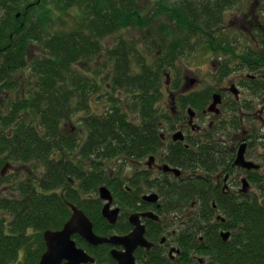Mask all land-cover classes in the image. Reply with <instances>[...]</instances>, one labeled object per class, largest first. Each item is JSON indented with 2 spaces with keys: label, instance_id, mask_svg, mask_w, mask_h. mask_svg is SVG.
I'll use <instances>...</instances> for the list:
<instances>
[{
  "label": "trees",
  "instance_id": "16d2710c",
  "mask_svg": "<svg viewBox=\"0 0 264 264\" xmlns=\"http://www.w3.org/2000/svg\"><path fill=\"white\" fill-rule=\"evenodd\" d=\"M250 1L0 0V169L28 167L25 178L0 176V191L4 183L12 185L9 195L0 192V264H39L46 250L43 234L63 228L71 217L68 203L78 204L102 227L99 200L84 205L71 179L79 181L81 194H91L105 177L88 172L85 161L98 170L95 162L152 153L160 130L154 105L162 96L165 72L180 59L205 51L213 58L223 54L226 65L241 60L250 69L264 65V33L258 26H264V0ZM234 8L244 14L250 10L246 15L254 24V39L244 53L225 37L230 32L225 16ZM133 30L143 32L141 41L121 36ZM116 35L113 46L104 45ZM33 46L42 53L32 55ZM100 93L106 94V108L84 117L85 140L64 134L69 116L87 110ZM123 103L138 111L136 122ZM214 145L189 155L185 166L209 175L221 170L225 151ZM39 166L43 177L37 175ZM210 180H194V187L209 192L201 200L204 211L212 207ZM249 181L255 186L252 194L214 198L232 238L224 243L211 235L201 248L206 264H264V173L251 172ZM157 260L154 256L150 264Z\"/></svg>",
  "mask_w": 264,
  "mask_h": 264
},
{
  "label": "flooded vegetation",
  "instance_id": "af4514ba",
  "mask_svg": "<svg viewBox=\"0 0 264 264\" xmlns=\"http://www.w3.org/2000/svg\"><path fill=\"white\" fill-rule=\"evenodd\" d=\"M252 13L254 18H259L256 11L253 10ZM244 16V23L250 22H247L250 31L245 30L244 26L241 30L252 33L253 21L249 19V15ZM258 26L264 33V26L262 27L261 24ZM251 37L254 39L253 33ZM248 49L243 47L238 51L244 53ZM224 57L211 60L216 68L214 79L219 85L211 91L210 88L201 90L202 83L198 79L193 80L189 77L184 78V85L181 86L180 81L174 85L172 76L179 78L182 68L178 70L177 65L169 70L171 75L166 80L167 88H171L173 82L172 88L179 93L169 92L168 101L164 100L163 95L154 105L156 126L160 130H158L159 144L152 153L146 154L142 159L119 157L95 162V165H99L98 170L87 167L91 162L85 161L88 172H103L105 177L104 183L91 194L89 192L81 194L78 189L79 181L71 179V186L84 205L92 199L100 202L102 220L99 225L102 227L97 228L96 223L89 218L94 233L103 238L118 239L116 242L118 244L95 246L82 239L80 235H74L73 239L77 245L94 260L83 264H120L113 258V252L119 253L126 259L133 258L135 264H150L154 256L157 257L159 264H206L207 258L202 255L201 248L207 246L206 242L211 235H215L224 243L230 241L232 230L228 226L227 219L219 212L214 198L217 194L241 198L242 195H248L250 189L255 188L249 181V174L260 170L249 171L239 168L236 166V160L239 156V148L243 144L247 145L245 156L249 160L248 152L253 146V141L250 140L255 138L253 134L242 128L244 123L259 121L264 127V65L250 69L242 60L229 62L226 65L224 61L227 59ZM186 92L188 94L185 95ZM216 95L221 97V101L217 111L212 113L208 109L213 105ZM161 103L165 105L160 106ZM229 106L232 109L231 114H229ZM212 117H214L213 121H208ZM218 123L227 126L229 137L221 135L217 139L214 136L216 134L214 128ZM240 128L243 137L239 140ZM213 143L214 148L225 151L221 170L209 175L202 170L194 169L193 165L185 166L184 161H189V155L199 154V151L206 147L213 148L211 147ZM127 161L133 165L130 173L122 171V167L117 172H111L107 166L108 163L116 162L127 164ZM78 162L80 161L73 163ZM167 167L170 170H167ZM202 176L206 180L211 179L214 191L210 193L213 197V201H210L212 207L207 211H204L205 204L201 200L206 198L209 192L194 189V180ZM243 179L250 184L247 193L241 190ZM187 183L189 185H186ZM185 186L189 187L190 193L194 194L193 197H190ZM101 188H107L113 197L108 213L114 214V223L109 217L104 216V208L109 202L99 197ZM123 199L128 201H122ZM75 206L86 214L78 204ZM70 210L72 214V209ZM134 216L138 217L139 228H143V231L137 232V225L132 224L131 218ZM97 219L100 220L98 217ZM228 234V240H225L224 235ZM75 236L80 237L84 245H79ZM124 238L125 244L121 242Z\"/></svg>",
  "mask_w": 264,
  "mask_h": 264
},
{
  "label": "rangeland",
  "instance_id": "374dc122",
  "mask_svg": "<svg viewBox=\"0 0 264 264\" xmlns=\"http://www.w3.org/2000/svg\"><path fill=\"white\" fill-rule=\"evenodd\" d=\"M255 2V4H254ZM260 1L259 0H253L252 2L250 1L249 3H252L254 5L258 4ZM248 3V2H247ZM251 9V8H250ZM250 11V10H249ZM248 11V12H249ZM247 12V13H248ZM246 13V14H247ZM244 11L240 12L239 8H234L233 10L229 11L226 14V19H225V26H228L230 28V32L227 36L230 42L232 44H236L238 49H241L243 47H250L251 46V42L249 40H251V33L247 32H243V29L241 30L242 26H244L245 30H249L250 31V26H248L249 24L246 22V24L244 23ZM250 23V22H249ZM124 38H128L129 40H133V41H141L143 39V32L140 30H136V31H124ZM120 36V35H119ZM120 36V37H121ZM236 37V38H235ZM118 39V35H116L115 37H110L108 39H106L104 41V45L107 47H111L115 44V42H117ZM236 41V42H235ZM41 49H39L38 47L33 46L32 47V55L36 56L38 54H41ZM224 56L223 54H219V57ZM216 59L213 58L209 53H205V51H201L195 55H190V56H186V59H184V62H178L180 68H182V74L178 75L179 78L172 76L173 78V82L174 85H176L179 81L181 83V86L184 85V78L185 77H189V79H198L200 81V83H202V88L201 90L204 89H209L210 91L212 89H215L216 87H218V83H216V79L215 78V71L216 68H214L215 66H213V63L211 60ZM181 73V72H180ZM29 75V73L24 74L23 76L27 77ZM23 76H19V78L25 79L23 78ZM164 81V80H163ZM171 83L170 87L171 88H167L168 85L166 83V81H164V100H167V97L169 98L170 93L169 92H174L175 94H178L179 91L178 90H174L172 88V84ZM188 94V92L185 93V95ZM106 94L104 93H100L99 95H96L92 98V102L88 105V109L85 111H77L76 113H73V115L71 114L69 116V119H67L64 124H63V133L64 134H68L71 133L73 135H75L74 137H76L78 140H85V135L87 133L86 127L84 126L83 123V119L87 114H101L103 113V111L106 108L107 104V97H104ZM121 99H123V97H120ZM125 100H127L124 97ZM168 101V100H167ZM163 103V101H162ZM160 104V106L165 105V104ZM123 110H125V114H128L129 116V120L136 122L135 118L138 116V111H134L133 109H131L130 107H128L127 104L123 103ZM4 107V106H3ZM5 108V107H4ZM242 128H244L246 131H249L251 134L254 135V139L250 140L253 141V146L252 148H250L251 150L248 152V159L250 161H253L255 163H260L264 166V160L263 158H261L264 155V149L263 147V137H264V127L263 125L259 122V121H250V122H245L244 125L242 126ZM61 132V133H62ZM217 139H219L221 137V135L219 134H215L214 135ZM226 137L227 136H223ZM243 137L242 134V129L240 128V133L238 134V139L240 140V138ZM128 163L125 164L124 162H121V164H119L118 162L116 163H108L107 166L109 167V171L113 172V171H118L120 170V168L122 167V171L125 170L126 173H130L132 171V163H130L129 161H127ZM124 163V164H123ZM19 166V165H18ZM17 165H13V166H9L8 168L4 169H0V176L4 177H8V178H12L14 176L15 173L16 177H24L27 175V166H25L24 168L21 169L20 171V167H18ZM16 169V170H15ZM4 171V172H3ZM37 175L38 177H43L44 176V167L42 168L41 166L37 167ZM263 171H262V175H263ZM12 185H10L9 183H4L2 185V189L0 192L4 193V194H8L11 191V187ZM255 189H250L249 194L254 193Z\"/></svg>",
  "mask_w": 264,
  "mask_h": 264
},
{
  "label": "water",
  "instance_id": "95a60500",
  "mask_svg": "<svg viewBox=\"0 0 264 264\" xmlns=\"http://www.w3.org/2000/svg\"><path fill=\"white\" fill-rule=\"evenodd\" d=\"M221 97L216 95L214 97V103L210 109V112L217 111V106L220 103ZM246 145H242L239 148V156L236 160V166L247 170H259L261 167L259 165L246 161L245 159V152H246ZM167 170H170L167 167ZM173 171V170H172ZM249 188V183L247 180L243 179V188L241 189L242 192H247ZM102 200L108 201V206L104 208V216L109 217L110 221L114 223V214L108 213L110 210L111 203L113 202V197L110 191L107 188L100 189V196ZM147 200L149 201L150 198L148 197ZM70 209L73 211V215L70 220L64 225L63 229L59 231L48 230L44 233L43 237L46 244V251L42 255L39 264H83L89 261L94 262L91 259L90 255L86 253L85 250L78 247L77 243L73 239L74 235H80L82 239H85L92 245H101V244H118L117 238H103L99 237L94 233L93 224L89 218L84 214L83 211L79 210L76 206L70 205ZM131 222L133 225H137L139 232L140 230L143 231V228H139L138 217L134 216L131 218ZM135 234L133 233V237ZM225 240H228L229 234L224 235ZM130 239V238H128ZM121 242L125 244L126 239H122ZM130 251V256H131ZM113 258L120 262V264H135L134 259L132 258H123L120 256L119 253L113 252Z\"/></svg>",
  "mask_w": 264,
  "mask_h": 264
},
{
  "label": "bare ground",
  "instance_id": "6f19581e",
  "mask_svg": "<svg viewBox=\"0 0 264 264\" xmlns=\"http://www.w3.org/2000/svg\"><path fill=\"white\" fill-rule=\"evenodd\" d=\"M177 69L179 70L181 68L177 66ZM176 72H178V71H176ZM170 75H171V73L165 72L164 81H166L167 78L170 77ZM229 109H230L229 114H231L232 113V109H231L230 106H229ZM213 119H214V117H212L208 121H213ZM221 121H225V120H221ZM214 133H216L218 135L220 134V135H223V136L225 135L227 137H229V135H230V132H228L227 126L226 125H220L219 123L215 126ZM194 189L198 190V188H196V187Z\"/></svg>",
  "mask_w": 264,
  "mask_h": 264
}]
</instances>
